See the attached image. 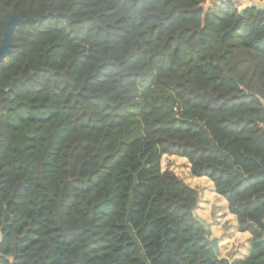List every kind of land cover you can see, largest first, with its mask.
Returning a JSON list of instances; mask_svg holds the SVG:
<instances>
[{
	"label": "trees",
	"instance_id": "1",
	"mask_svg": "<svg viewBox=\"0 0 264 264\" xmlns=\"http://www.w3.org/2000/svg\"><path fill=\"white\" fill-rule=\"evenodd\" d=\"M208 3L0 0V47L36 20L0 63V264H264V11ZM165 156L247 258L216 253Z\"/></svg>",
	"mask_w": 264,
	"mask_h": 264
},
{
	"label": "rangeland",
	"instance_id": "2",
	"mask_svg": "<svg viewBox=\"0 0 264 264\" xmlns=\"http://www.w3.org/2000/svg\"><path fill=\"white\" fill-rule=\"evenodd\" d=\"M162 169L163 172L175 173L185 183L199 190L201 200L196 212L199 217L209 224L213 236L218 238L220 256L231 259V257L239 255L238 252H240V245L237 246L233 244L229 247L231 243H227V232H229L227 231L228 222L222 225V231L220 229L221 225L217 222V208H220L221 205L218 202V197L213 193V188L210 187V181L207 179L201 180L200 178H194L191 172V166L184 158L165 156L162 160ZM218 210L221 211L220 209Z\"/></svg>",
	"mask_w": 264,
	"mask_h": 264
},
{
	"label": "water",
	"instance_id": "3",
	"mask_svg": "<svg viewBox=\"0 0 264 264\" xmlns=\"http://www.w3.org/2000/svg\"><path fill=\"white\" fill-rule=\"evenodd\" d=\"M224 1H226V0H222V1L209 0L208 5L205 7L204 16H206L207 11L212 6H215V5L220 6L222 4V2H224ZM248 9H256L258 11H264V1L243 0L242 3L239 5L240 16H243L244 13ZM39 21L41 22L42 19H39ZM29 22H36V20H34L32 18H29L27 20L18 19L15 17L11 18L10 22L7 25L6 31L4 33L3 44L0 47V63H4L6 61V59L9 57V55L13 52V33H14L15 29L18 27H22L23 25H26ZM193 216L195 218H197L198 222H200L204 226V228L207 230V235L211 239L212 247L214 248L216 253L218 255H220L219 240L217 237L213 236V233L210 229L209 224L204 219L199 217L197 212H193ZM227 264H230L229 260H228Z\"/></svg>",
	"mask_w": 264,
	"mask_h": 264
},
{
	"label": "crops",
	"instance_id": "4",
	"mask_svg": "<svg viewBox=\"0 0 264 264\" xmlns=\"http://www.w3.org/2000/svg\"><path fill=\"white\" fill-rule=\"evenodd\" d=\"M202 179H207V178H201ZM208 180V179H207ZM210 187L213 188V184L210 182ZM218 198V202L221 205L220 208H217V214H218V223L221 225L220 229L222 231V225H224L226 222H228V227H227V232L228 237H227V243H231L229 247H231L233 244L235 245H240V252H238L239 255L235 257H231V261L234 260H244L245 258L248 257L249 254V243L251 236L248 233H239L237 231V222L236 218L231 215L228 211V204L227 202L218 196L215 191L213 192ZM220 209L221 211H219ZM211 222V221H209ZM230 250V248H229Z\"/></svg>",
	"mask_w": 264,
	"mask_h": 264
},
{
	"label": "bare ground",
	"instance_id": "5",
	"mask_svg": "<svg viewBox=\"0 0 264 264\" xmlns=\"http://www.w3.org/2000/svg\"><path fill=\"white\" fill-rule=\"evenodd\" d=\"M218 1H222V0H218ZM237 4H238V6L242 3V1L243 0H234Z\"/></svg>",
	"mask_w": 264,
	"mask_h": 264
}]
</instances>
